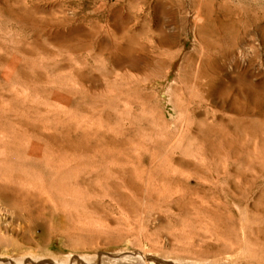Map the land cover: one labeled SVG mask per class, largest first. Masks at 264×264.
Masks as SVG:
<instances>
[{
  "label": "rangeland",
  "instance_id": "1",
  "mask_svg": "<svg viewBox=\"0 0 264 264\" xmlns=\"http://www.w3.org/2000/svg\"><path fill=\"white\" fill-rule=\"evenodd\" d=\"M0 207V264H264V0H0Z\"/></svg>",
  "mask_w": 264,
  "mask_h": 264
},
{
  "label": "bare ground",
  "instance_id": "2",
  "mask_svg": "<svg viewBox=\"0 0 264 264\" xmlns=\"http://www.w3.org/2000/svg\"><path fill=\"white\" fill-rule=\"evenodd\" d=\"M197 16H195V20H198V19H200V18H202V16H203V14H202V16L201 15H199V13H200V11L198 10L197 12ZM205 15V14H204ZM205 18V17H204ZM203 19V18H202ZM195 23V22H194ZM141 28H142V26H140ZM139 27V28H140ZM162 28H163V30L165 31V29H164V27L163 26H161ZM160 27V28H161ZM133 28V30H130V31H132L134 34H136L137 32H135L137 29H135L134 27H132ZM141 30V29H140ZM139 29H138V31H140ZM160 30H162V29H160ZM139 33V32H138ZM159 37H161V36H159ZM158 38V37H157ZM151 43V42H150ZM153 43H154V41H153ZM156 45V44H155ZM148 46V45H147ZM147 46H145L144 44H139L138 46H137V49H139V51L140 50H142V49H144L145 47L147 48ZM151 46H152V43H151ZM157 46V45H156ZM153 48V47H152ZM157 49V48H156ZM136 50V49H135ZM147 50V49H146ZM149 50H151V49H149ZM127 106V105H126ZM6 150V149H5ZM79 170V169H78ZM69 176V175H68ZM75 179V178H74ZM59 184H63V183H59ZM65 184V183H64ZM61 187V186H60ZM59 189V188H58ZM62 191V190H61ZM76 191V190H75ZM74 192V191H73ZM47 194H48V192H47ZM74 194V193H73ZM78 197V196H77ZM76 197V198H77ZM68 200V199H67ZM56 202H58V201H56ZM55 202V203H56ZM57 204V203H56ZM76 207V206H75ZM1 208V207H0ZM57 209V208H56ZM66 209V208H65ZM58 212V211H57ZM29 217V216H28ZM83 245V244H82ZM262 253V252H261ZM171 254V253H170ZM182 255V254H181ZM73 257H78L77 255H73ZM80 258H83V256H80ZM85 259V258H84ZM83 259V260H84ZM87 259V258H86ZM264 259V258H263ZM42 260V259H41ZM85 261V260H84ZM44 262V264L46 263V261H43ZM87 262V261H86ZM3 263V262H2ZM74 263V262H73ZM15 264V263H14Z\"/></svg>",
  "mask_w": 264,
  "mask_h": 264
}]
</instances>
